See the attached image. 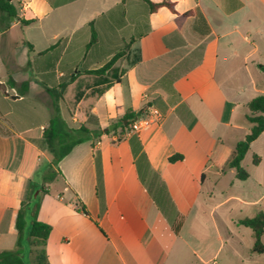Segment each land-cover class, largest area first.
I'll return each instance as SVG.
<instances>
[{"label":"crops","instance_id":"0c3cea01","mask_svg":"<svg viewBox=\"0 0 264 264\" xmlns=\"http://www.w3.org/2000/svg\"><path fill=\"white\" fill-rule=\"evenodd\" d=\"M168 1L175 13L146 16L127 0L122 16L112 11L122 0H11L20 19L36 21L9 28L0 12V252L14 250L28 182L40 184L52 160L41 146L54 112L47 87L62 92L57 106L70 128L110 131L54 168L61 176L38 212L51 227L48 264H241L233 245L242 237L254 255L253 232L238 222L264 211V132L245 156L247 180L208 163L218 142L234 149L249 133L247 104L264 95V0ZM126 45L103 75L83 72ZM10 79L29 82L28 93ZM149 110L160 116L149 128L122 127L125 115Z\"/></svg>","mask_w":264,"mask_h":264},{"label":"trees","instance_id":"16d2710c","mask_svg":"<svg viewBox=\"0 0 264 264\" xmlns=\"http://www.w3.org/2000/svg\"><path fill=\"white\" fill-rule=\"evenodd\" d=\"M126 1L127 0H122V3L112 11H119L121 15L124 16V5ZM139 4L142 6L146 16L156 12L162 7H167L175 13L174 4L168 0H163L161 2L139 0ZM0 12L6 14L8 18V23L5 25L6 28H9L11 22L15 20H19L22 25H30L36 21L34 19H20L15 7L8 0H0ZM190 14L191 12L185 15L187 16ZM139 36L140 35H137L132 40ZM95 39V31L92 30V41ZM127 47L126 45V47L119 51L104 67L96 70H84L83 72L85 74L103 75L105 71L111 68L115 61L125 53ZM259 68L264 73V65H260ZM79 73H81V71ZM73 79L74 78H71L69 81ZM69 83L70 82H65L60 84L58 89L63 90ZM8 86L10 88H15L21 96H25L29 91V82L27 81L18 84L10 79L8 81ZM46 91L51 97L54 112L48 125L42 131L41 146L52 156V160L47 165L43 181L40 184L38 182H28L16 219L17 240L15 248L14 250L0 252V264H26L24 261L25 248L29 250L30 264H48L46 245L51 227L38 220V212L42 196L49 193L48 184L56 177L61 176L54 168L57 167L59 162L67 156L75 146L85 141L93 140L94 147L103 133L110 132L109 130L102 131L99 128L91 131L84 125L80 126L78 129L70 128L60 115L57 106L62 92H58L56 88L47 87ZM247 108L249 114L246 118L252 124L249 133L243 140L236 144L234 149H230L221 142H218L216 150L212 153L208 163L220 174H224L228 169H235L236 178L240 181H245L249 178V173L242 167V161L248 153L251 144L264 132V95L252 99L247 104ZM137 115L138 114L132 113L125 115L122 119V122H125V124L122 125V127H128V125L138 117ZM112 131L115 132V129ZM94 155L97 160V152H95ZM178 158L180 159L181 157L178 156ZM173 160L174 158H170V162ZM252 163L257 166L260 163V157L254 155ZM36 193L38 194L35 197ZM77 204L78 209L87 214L83 204L79 201ZM238 225L245 226L252 230L254 238L252 253H264V244L262 241L264 236V211H260L254 217L240 220Z\"/></svg>","mask_w":264,"mask_h":264},{"label":"rangeland","instance_id":"374dc122","mask_svg":"<svg viewBox=\"0 0 264 264\" xmlns=\"http://www.w3.org/2000/svg\"><path fill=\"white\" fill-rule=\"evenodd\" d=\"M60 101V99H59ZM47 102L49 105L52 104V100L51 99H47ZM25 108H28V106H26L25 104H20V105H17L15 107H13L11 109V115L10 117L13 118V116H15L16 114H19L21 111H24ZM252 158L251 155H248L247 157H245V159L243 160L242 162V167L244 168V165L247 164L250 159ZM246 170V169H245ZM241 184H244V183H241ZM240 191H242V193H245L246 190L245 189H241ZM249 230V229H248ZM263 244H264V238H263ZM198 245L200 244H196V243H192V247L194 248H198ZM233 246H235V248L238 249L241 257H242V262L241 264H250L252 262V258L251 256H254V260L258 259V258H261V261L264 263V255L261 256L260 254H257V253H253L254 255H251V251H250V247H251V243L249 242V239L247 237H242L241 239V243L239 244H234ZM229 254V248L226 246L222 251H221V257L222 258H225ZM24 261L26 264H30V259H29V250L28 248H25L24 250ZM220 261V260H219Z\"/></svg>","mask_w":264,"mask_h":264},{"label":"built area","instance_id":"2783aa9c","mask_svg":"<svg viewBox=\"0 0 264 264\" xmlns=\"http://www.w3.org/2000/svg\"><path fill=\"white\" fill-rule=\"evenodd\" d=\"M159 119L160 116L156 111L149 110L145 117L136 118L132 122L131 131L136 134H139L142 130L149 128L153 121H158ZM96 144H98V142Z\"/></svg>","mask_w":264,"mask_h":264},{"label":"water","instance_id":"95a60500","mask_svg":"<svg viewBox=\"0 0 264 264\" xmlns=\"http://www.w3.org/2000/svg\"><path fill=\"white\" fill-rule=\"evenodd\" d=\"M11 1V0H9ZM13 98H19V96H13ZM38 193L35 194V197L37 196Z\"/></svg>","mask_w":264,"mask_h":264}]
</instances>
